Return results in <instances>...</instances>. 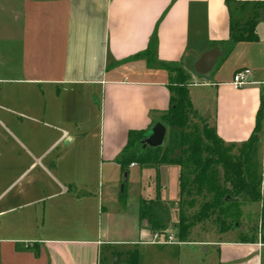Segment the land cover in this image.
<instances>
[{
	"label": "crops",
	"instance_id": "0c3cea01",
	"mask_svg": "<svg viewBox=\"0 0 264 264\" xmlns=\"http://www.w3.org/2000/svg\"><path fill=\"white\" fill-rule=\"evenodd\" d=\"M255 33L254 42L218 45L228 36L224 0L0 4V264H99L103 253L149 249L163 253V264H207L210 247L217 264H264V218L257 238L154 243L139 221L141 195L152 193L137 164L127 173L136 194L117 201L116 161L128 131L158 123L168 107L161 64L189 76L193 109L225 143L250 136L261 94L264 100V20ZM213 48L211 70L195 73L194 63ZM244 68L247 83L232 87ZM160 169L167 172L160 197L175 201L177 169Z\"/></svg>",
	"mask_w": 264,
	"mask_h": 264
},
{
	"label": "trees",
	"instance_id": "16d2710c",
	"mask_svg": "<svg viewBox=\"0 0 264 264\" xmlns=\"http://www.w3.org/2000/svg\"><path fill=\"white\" fill-rule=\"evenodd\" d=\"M224 2L228 12V36L218 45L230 49L237 43L256 41V25L264 20V1ZM161 67L168 73L169 92L168 107L158 121L166 129L164 146L153 149L141 145L140 141L153 125L144 130L128 131L126 143L116 161L121 183L131 164L141 168L156 169L159 164L177 168V208L173 227L178 243L193 242L189 240L192 228L204 222L211 221L219 233L235 227L243 201L262 200L260 218H264V199L260 194L264 166L262 172L258 167L264 118L263 94L250 136L239 145L227 144L217 135L215 127L193 109L187 91L189 76L176 64H161ZM159 192L156 184L151 197L146 193L141 195L139 221L149 230L166 235L161 208L164 203L160 201ZM125 199L124 184L118 200L125 203ZM260 240L264 243V235ZM127 264H137L136 252L131 253Z\"/></svg>",
	"mask_w": 264,
	"mask_h": 264
},
{
	"label": "rangeland",
	"instance_id": "374dc122",
	"mask_svg": "<svg viewBox=\"0 0 264 264\" xmlns=\"http://www.w3.org/2000/svg\"><path fill=\"white\" fill-rule=\"evenodd\" d=\"M10 3L11 0H0V4L3 5V3ZM92 140H96L95 134L90 136ZM161 167L165 168H171L174 166L170 165H157L156 169L153 167H142L143 169H147L146 173L149 176V180L145 181V185L147 188L145 189L147 192L152 193L154 186L157 184L159 185L161 182L162 176L167 173L164 170H161ZM141 168V167H139ZM176 168V167H174ZM177 169V168H176ZM156 173H154L155 171ZM170 170V169H169ZM260 171V170H259ZM169 173V172H168ZM165 182V181H164ZM134 190V193L136 194V187H132V179L127 180L125 183V192H131V190ZM118 191V189H117ZM119 193V192H118ZM118 193H117V201L119 204L121 202L118 200ZM260 194L261 199H264V194L261 192V185H260ZM160 201L164 204H161V208L163 209V218H164V229L166 231L167 235H174L175 229L173 227V224L176 222V200H169L160 197ZM263 201L259 202H242V205L240 207V218L238 220V223H235V227H231L227 232L225 233H219V230L211 221L204 222L202 224H198L194 226L191 230V234L189 237V240L196 242V241H217V240H241L246 238H257L258 237V226H259V218L261 213V206ZM107 208V203L105 202L104 205ZM258 206H259V212H258ZM151 231V230H150ZM153 234L157 232L151 231ZM182 248V246H180ZM177 248V247H175ZM150 250V249H149ZM145 250L140 251L139 255H137V264H163L161 259L165 257L161 251H153V250ZM212 247L209 248V251L206 253L208 254V257H206V262L209 264L210 260L212 264H217L216 261V252L214 250L213 254L211 253ZM134 253V252H132ZM211 254V255H209ZM205 256V255H204ZM130 258L129 254H118L115 255H108L106 256L105 253L102 254L101 260L99 264H127L128 260Z\"/></svg>",
	"mask_w": 264,
	"mask_h": 264
},
{
	"label": "water",
	"instance_id": "95a60500",
	"mask_svg": "<svg viewBox=\"0 0 264 264\" xmlns=\"http://www.w3.org/2000/svg\"><path fill=\"white\" fill-rule=\"evenodd\" d=\"M218 56V52L215 48L203 53L199 59L194 63L193 69L195 73L199 75H204L211 70L214 62ZM166 129L160 123L154 124L146 133V136L140 141L142 146L149 148H162L165 143ZM127 181V173L122 176V183L120 189L123 188Z\"/></svg>",
	"mask_w": 264,
	"mask_h": 264
},
{
	"label": "built area",
	"instance_id": "2783aa9c",
	"mask_svg": "<svg viewBox=\"0 0 264 264\" xmlns=\"http://www.w3.org/2000/svg\"><path fill=\"white\" fill-rule=\"evenodd\" d=\"M250 74V70L247 68L238 70L232 76L230 85L234 88H241L243 85L247 83V77ZM133 164H131L132 166ZM152 239L154 243L157 244H178L177 240L175 239L174 235H159L155 233L152 235Z\"/></svg>",
	"mask_w": 264,
	"mask_h": 264
}]
</instances>
